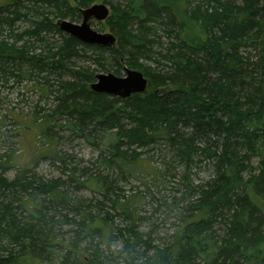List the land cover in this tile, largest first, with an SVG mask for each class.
<instances>
[{"label":"trees","instance_id":"16d2710c","mask_svg":"<svg viewBox=\"0 0 264 264\" xmlns=\"http://www.w3.org/2000/svg\"><path fill=\"white\" fill-rule=\"evenodd\" d=\"M12 1L0 8V75L47 83L51 77L46 92L56 106L41 126L63 115L89 145L100 134L97 161L106 173L82 181L100 197L83 204L71 199L67 181L42 180L26 168L7 180L0 170V264H264V0ZM97 2L110 9L102 26L117 38L111 49L71 39L54 23L74 22L79 9ZM159 31L168 34L163 64L147 55L152 43L162 46L151 39ZM140 56L160 64L164 76L149 73ZM78 59L114 76L124 61L149 86L127 99L94 93L96 71L75 66ZM159 141V173L171 164L182 168L186 205L177 231L161 245L139 230L145 218L113 178L139 176L143 151ZM197 159L214 168L215 178L191 189L187 175ZM57 161L65 171V159ZM68 172L79 188L76 170ZM25 196L31 201H21ZM63 225L70 226L67 240L59 236ZM113 240L114 251L100 247Z\"/></svg>","mask_w":264,"mask_h":264},{"label":"rangeland","instance_id":"374dc122","mask_svg":"<svg viewBox=\"0 0 264 264\" xmlns=\"http://www.w3.org/2000/svg\"><path fill=\"white\" fill-rule=\"evenodd\" d=\"M12 2V0H0V8L11 5ZM66 21L78 24L81 18L74 22L69 19H66ZM56 22L54 21V23ZM102 24L97 21H91V28L100 33H110L109 30L103 28ZM148 26L150 27L152 24H148ZM157 33L158 37L151 39L157 41L158 38V43H161L162 46L152 43V46H150L151 52L147 55L159 62L161 61L163 64L164 61L161 55L165 53L164 49L168 40L166 36L168 34H165L164 31ZM86 55L91 56L90 53ZM93 57L92 60L96 58ZM137 60L139 64L146 67L149 73L164 76L161 72L160 64L152 63L141 56L137 57ZM91 61L78 59L74 64L81 68L87 67L89 71L94 70L95 72L97 66L92 64L93 62ZM126 65V62L124 63L123 61V70L119 72L117 77H123L127 70L138 71ZM100 74L113 75L112 72H95V76ZM23 76L24 74H21L18 77L14 75V77L9 78L8 76L2 77L0 75V159L3 165L0 170L3 171V175H5L7 180H11L16 176L22 177L25 173L19 172V170L26 168L32 170L42 180L59 178L67 181L69 184V186H66L68 188L67 191L71 195L72 200L82 201L83 204H87L89 201L100 199L97 193L80 186L87 176L98 177L106 173L98 165L97 161L102 140L100 134H92L93 142H95L96 146L89 145L84 139L75 136L69 130L70 120L64 118L63 115L50 116L46 118L49 123L45 120V124L41 126L42 119L46 115H52V109L56 106L54 96L46 92L52 89L50 84L53 83V79L50 77V81L48 78L49 82L47 83L46 80H42L40 77L26 76L27 78H25ZM44 76H47V74ZM146 79L149 82V79ZM41 128L44 130L40 131ZM42 132L43 134H41ZM161 145H163V142L159 141L154 148L149 147L143 151L142 157L146 159V162L141 163L139 167L141 174L139 176L128 177L125 178V181H122L118 173L113 174V178L118 179V186L123 189L121 195L125 196L126 199L124 201H127L129 205H133L138 215L145 218L140 223L139 230L150 233L154 244L158 245L166 243L170 236L177 231L180 219L185 215L186 208L184 200L181 198L183 196V192H181L183 186L182 168L171 164L159 173L160 164L163 160L161 159L163 153L162 147L160 148ZM59 157L66 161L65 171L62 164L57 161ZM195 162L197 163L191 167L190 174L189 176L187 175L188 181L186 182L191 189L197 186L204 188L215 178L214 168L210 164L202 162L201 159H197ZM258 162L260 163V159L252 156L250 165L257 167ZM71 168L76 170L74 176L80 183L78 184L79 188L75 184L77 180L72 179V183L68 182L70 181L68 171ZM81 169L87 170L82 174L80 172ZM188 195L189 192L185 196ZM173 199L174 205L176 204L177 207L176 205L171 206ZM22 200L31 201L27 196L22 197ZM64 209L61 210V213L67 215L69 219L71 213L66 208ZM81 210H84L83 207ZM115 217L113 216V218ZM56 219L62 220L63 218L58 215ZM118 221L115 220L114 223L119 226L121 222ZM69 228L70 226L63 225L59 236H68L65 231ZM213 229L218 239L223 238L222 226L215 224ZM66 236L64 239L67 238ZM114 241L109 244L104 242L100 247L104 251L107 249L114 251V246L117 245L115 244L117 242ZM83 243L85 245L88 244L87 242ZM46 257L48 258L44 254V258ZM53 257L57 256L54 255ZM50 263L58 264V261L50 260ZM50 263H41L35 260L32 264Z\"/></svg>","mask_w":264,"mask_h":264},{"label":"water","instance_id":"95a60500","mask_svg":"<svg viewBox=\"0 0 264 264\" xmlns=\"http://www.w3.org/2000/svg\"><path fill=\"white\" fill-rule=\"evenodd\" d=\"M108 13V8L104 4H95L81 11L82 21L79 24L60 21L57 26L60 31L83 44L108 48L114 45V36L94 31L89 23L92 18L98 22L104 21L108 17ZM96 80L90 85L93 92L104 93L121 99H127L134 94H144L149 86L148 80L141 72L131 70H127L124 77L101 74L96 76Z\"/></svg>","mask_w":264,"mask_h":264},{"label":"bare ground","instance_id":"6f19581e","mask_svg":"<svg viewBox=\"0 0 264 264\" xmlns=\"http://www.w3.org/2000/svg\"><path fill=\"white\" fill-rule=\"evenodd\" d=\"M87 8H88V7H87ZM87 8H85V9H87ZM85 9H79V10H78V12H79V14H80L81 21H82V14H81V11H82V10H85ZM108 11H109V13H108V17H109V15H110V10H108ZM108 17H107V18H108ZM60 21H66V20H58V21L56 22V26H57V23L60 22ZM81 21H80V22H81ZM91 21H96V20L93 19V18L90 20V22H89V23H90V27H91ZM66 22H68V21H66ZM97 22H98V21H97ZM70 23H71V22H70ZM73 24H74V23H73ZM57 28L59 29L58 26H57ZM59 31H60V29H59ZM61 32H62V31H61ZM62 33H63V34H66V33H64V32H62ZM66 35H67L69 38H71L68 34H66ZM114 38H115V37H114ZM71 39H73V38H71ZM94 46H98V45H94ZM115 46H116V38H115V43H114L113 46L108 47V48H107V47H102V46H98V47L105 48V49H111V48H113V47H115ZM100 75H101V74H100ZM104 75H107V74H104ZM97 76H98V75H97ZM115 77H117V76H115ZM96 81H97V80H96V76H95V79H94V82H93V83H95ZM93 83H92V84H93ZM90 90H91V89H90ZM91 91H92V90H91ZM92 92H93V91H92ZM94 93H95V92H94ZM97 94H99V93H97ZM100 94H104V93H100ZM105 95H107V94H105ZM108 96H111V95H108ZM112 97H115V96H112ZM115 98H118V97H115ZM119 99H121V98H119Z\"/></svg>","mask_w":264,"mask_h":264}]
</instances>
